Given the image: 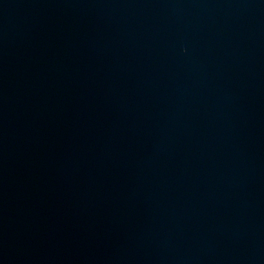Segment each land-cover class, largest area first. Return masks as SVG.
<instances>
[{"label": "water", "instance_id": "obj_1", "mask_svg": "<svg viewBox=\"0 0 264 264\" xmlns=\"http://www.w3.org/2000/svg\"><path fill=\"white\" fill-rule=\"evenodd\" d=\"M93 264H264V0H184Z\"/></svg>", "mask_w": 264, "mask_h": 264}]
</instances>
